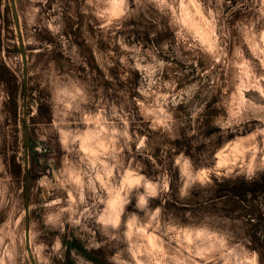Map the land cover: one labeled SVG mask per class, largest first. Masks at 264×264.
<instances>
[{
  "label": "rangeland",
  "instance_id": "obj_1",
  "mask_svg": "<svg viewBox=\"0 0 264 264\" xmlns=\"http://www.w3.org/2000/svg\"><path fill=\"white\" fill-rule=\"evenodd\" d=\"M231 3L234 6L237 0ZM33 7L41 11L36 24L30 27L27 14ZM86 7L85 0H48L47 5L33 4L32 0H0V159L14 177L16 199L24 210L22 230L29 233L32 225L41 221L45 210L42 205L63 195L36 183L39 178L54 180L61 170L63 153L52 132L50 92L42 86L47 70L54 67L59 75L84 81L89 86L92 99L85 106L84 115L97 107L120 105L132 122L134 134L148 137L147 148L138 150L133 144L131 149L125 148L124 159L132 167L143 169L149 177L155 178L162 171L168 173L170 193L153 202V207L160 205L163 209L162 224L171 222L179 230L199 224L205 216L211 218L210 224L226 219L230 221L235 242L258 252L260 264H264V172H257L250 182L244 179L240 172L241 166L247 163V153L244 158H237L230 150L225 151L229 160L236 159V164L227 165L233 168L231 176L211 173L210 183L203 187L196 185L190 197L183 200L178 194V172L172 163L179 151H185L196 167L214 168L218 162L214 156L217 150L226 148L234 140L246 139L256 127H264L253 116L235 125L228 136L212 126L217 116L226 115L225 107L217 108V105L227 106L232 97L236 74L231 67L233 47L241 45L249 55L235 25L237 21L247 23V17L253 13L246 9L231 12L225 0L226 22L232 35L226 41L229 55L221 63L210 65L208 58L192 47L195 41L176 38L168 16L161 15L151 5L141 8L133 2L130 18L117 21L107 30L100 28V21L93 14L96 9L88 8V14H84L82 9ZM57 15L62 16L64 27L60 35L54 36L45 24ZM117 41H123L130 48H140L141 52L125 53ZM149 50L167 63L163 73H158L156 91L179 100L176 92L186 84L201 85L200 93L191 104L182 103L179 108L168 105L174 113L176 139L153 130L140 114L139 105L150 104L151 99L137 93V87L145 84L144 73L137 72L132 65L139 57L146 59ZM122 55L129 57L127 64H121ZM210 67L212 84L202 76ZM249 95L258 100L255 94ZM198 108L202 109L198 116L190 115ZM193 131L197 135H191ZM42 135L48 137L47 141L40 139ZM193 142L199 146L194 147ZM103 207L99 206L96 211H102ZM85 224L88 231L70 225L59 234L44 230L42 239L46 243L58 236L63 244L60 258H54V264H109L108 258L114 254L115 247L106 243L105 237L86 218ZM40 227L43 229L42 223ZM148 232L152 234L153 229ZM165 239L168 240L166 250L180 248V241ZM96 242H103L104 246L97 250ZM28 264H32V257ZM197 264L203 262L197 259Z\"/></svg>",
  "mask_w": 264,
  "mask_h": 264
},
{
  "label": "clouds",
  "instance_id": "obj_2",
  "mask_svg": "<svg viewBox=\"0 0 264 264\" xmlns=\"http://www.w3.org/2000/svg\"><path fill=\"white\" fill-rule=\"evenodd\" d=\"M32 2L47 5L48 0ZM133 2L141 8L151 5L161 15L168 16L174 36L182 41L189 38L195 41L192 47L198 48L210 65L228 58L226 41L232 35L226 22L225 0H215V4L213 0H85L87 7L82 11L88 14V8L96 9L93 14L100 21V28L107 30L117 21L130 18ZM227 5L231 12L246 9L253 15L247 17V23L237 21L235 25L249 55L243 46L233 47L231 67L236 74L232 97L227 106L217 105V108L225 107L226 115L212 121V126L225 136L231 134L235 125L246 122L248 116L264 124V0H237L234 6L227 0ZM40 11L39 7H33L27 14L30 27L36 24ZM45 26L54 36L60 35L64 27L62 16L51 17ZM117 43L125 53L141 52L140 48H130L123 41ZM128 60L127 55L120 57L121 64H127ZM255 62H259L258 65ZM132 67L144 73L145 84L137 87V93L151 99L150 104L139 105L141 116L153 130L176 139L174 113L168 105L179 108L182 103L191 104L201 91L200 83L186 84L176 92L180 98L176 100L156 91L158 73H163L167 67L158 54L149 50L146 59L137 58ZM202 76L209 84L214 83L211 67ZM42 86L50 92L52 132L63 156L57 177L54 180L39 178L36 183L63 195L45 202L41 221L25 233L21 228L24 210L16 199L14 177L0 159V264H28L29 257L32 264H54V258H60L63 244L58 236L46 243L42 239L44 230L59 234L70 225L88 231L85 218L96 226L106 243L115 247L114 254L108 258L109 264H197V259L203 264H260L258 252L235 242L230 221L226 219L210 224L211 218L205 216L199 224L179 230L171 222L162 224L163 209L160 205L153 207V202L170 193L171 179L164 171L155 178L149 177L143 169L126 163L125 148L131 149L134 144L138 150L145 149L148 137L134 134L132 122L120 105L97 107L84 115L85 106L92 99L89 86L84 81L59 75L54 67L47 70ZM249 94H255L258 100ZM201 111L198 108L190 115L198 116ZM191 135L197 133L193 131ZM47 138L40 136L44 141ZM193 145L199 146L195 142ZM227 150L237 158H244L247 153V163L241 166L240 174L246 181H252L257 172H264V127H256L246 139L234 140L226 148L217 150L214 156L218 162L211 169L196 167L185 151H179L172 163L178 172L180 199L189 198L196 185L203 187L210 183L211 173L231 176L233 168L227 165L236 164V159L225 157ZM225 168L226 171H219ZM99 206L104 207L98 212ZM129 206L133 210L129 211ZM149 229H153L152 234ZM165 238L180 241V248L166 250L168 240ZM103 246V242L95 244L97 250Z\"/></svg>",
  "mask_w": 264,
  "mask_h": 264
}]
</instances>
